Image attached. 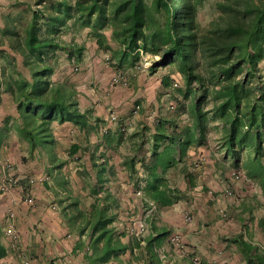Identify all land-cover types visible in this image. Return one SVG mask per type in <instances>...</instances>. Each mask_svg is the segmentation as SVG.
I'll return each mask as SVG.
<instances>
[{"label": "trees", "instance_id": "16d2710c", "mask_svg": "<svg viewBox=\"0 0 264 264\" xmlns=\"http://www.w3.org/2000/svg\"><path fill=\"white\" fill-rule=\"evenodd\" d=\"M204 1L35 0L19 6L13 16H2L0 89L9 95L12 113L3 118L0 145L15 133L26 152L20 157L22 163L34 162L38 151L50 166L47 176L67 163L57 157L54 121L95 133L105 124L92 109H81L79 89L52 78L58 51L80 61L85 49L75 42L66 43L62 34L87 30L99 49L110 50L116 66L132 65L141 50L158 56L149 67L151 72L168 70L160 80L167 96L164 113H157L151 121L143 118L132 131L125 122L123 129L116 127L112 134L107 127L94 151L78 144L70 146L69 155H76L75 166L81 167L77 173L88 195L95 198L89 208H82L81 199L69 189L71 180L55 178L67 193L59 199L61 206L66 202L61 208L65 223L79 240L89 232L83 256L86 264H107L134 249L144 252L145 264H162L158 248L169 243L170 230L153 222L154 234H147L146 219L137 221L145 226L144 234H130L127 243L121 240L125 229L113 226L116 214L112 211L118 203L105 184L116 173L103 150L96 154L100 146L116 150L125 133L130 152L121 164L131 177L138 172L137 163L143 169V185L137 180L133 186L143 192L145 206L154 203L149 217L157 208L170 207L186 197L170 184L167 173L190 150L207 145L211 121L222 125L220 144L225 157L232 159V166L243 168L264 198V0H215L218 14L202 26L198 12ZM146 143L150 153L143 157L138 151ZM86 153L89 162H81ZM182 172L188 174L187 168ZM261 229L264 233V222ZM227 241L239 246L248 264H264V248L256 249L240 236Z\"/></svg>", "mask_w": 264, "mask_h": 264}, {"label": "crops", "instance_id": "0c3cea01", "mask_svg": "<svg viewBox=\"0 0 264 264\" xmlns=\"http://www.w3.org/2000/svg\"><path fill=\"white\" fill-rule=\"evenodd\" d=\"M86 108L93 109L96 115L106 121L107 117L104 116L103 110H100L99 107L97 109L95 105H91V107ZM11 111L12 109L6 113L8 114ZM3 118V116H0V127L3 124ZM140 120L143 122V119ZM108 126L110 134L116 132V127L112 128L110 125L106 127ZM136 126L137 124H134V128ZM52 129L57 157L67 161V163L60 169L61 171L55 170L54 174L50 176H47L50 166L47 160L45 161V158H43V155L37 153L38 151L34 152V162L30 164L22 163L20 157L25 155L26 152L21 147L15 133H11L0 145V151L7 150L9 157L14 160L17 166L16 173L20 177L33 176L35 178L33 193L35 203L33 206H29L22 201L21 190L18 186L13 187L10 191L0 196V264H23L17 252L11 248L10 239L3 232L5 214L11 208L15 211L17 217L20 248L29 264H86L83 256L90 240L89 232L87 231L82 235V240H79V235L65 223L61 215V208L66 205V202L61 206L59 199L67 197V193L55 183V178L58 175L71 180L69 189L81 199L80 206L82 208H89L95 198L88 195V188L83 183L73 181L75 174L71 171L73 169L78 170L81 167L74 166L76 165L74 160L76 155L71 157L69 150L72 144H78L82 147L87 146L90 152L94 151L95 147L100 145L103 137L102 135L98 136V132L80 130L69 122L59 124L54 121ZM123 136V140L116 150L100 146L96 155L103 150L109 162L114 165L115 177L109 176V181L105 185L109 187L118 203V206L112 211L116 214L113 226L118 230L125 229L126 235L121 240L127 243L131 241L129 226L137 225L138 220L132 221L131 218L129 219L126 209L131 199H133L134 204L139 200L138 196L140 195L137 196L133 185L137 180L142 182L143 169L137 163L138 172L131 177L121 164L123 158L130 151V144L126 139L127 133ZM148 147L149 145L146 143L138 153L143 157H148L150 153ZM195 151H198L197 155L200 153L199 148L190 150L186 156L187 161L195 159ZM186 157L181 162L185 167ZM84 159L89 160V153L84 154L80 161L84 162ZM185 167L182 168L183 171ZM174 169V171L167 173V176L171 177L169 182L172 186H176L181 190L186 197L170 207L157 208L156 213L151 214L150 217L148 215L154 208H150L149 203L147 204L148 206H144L143 202L139 200L140 203H137L136 207L143 211V219L149 221L146 233L154 234L150 226L153 222L159 227L165 226L166 229L170 230V233H180L188 247L199 256L200 264H248L239 246L227 241V238L240 236L244 241L256 247V249L261 250L264 248L263 244H261L263 243L260 241L261 239L256 237L259 232L264 236L261 229L264 222V198L261 196V191L259 193L257 190V193L253 187L242 183L236 184L242 194L247 197V203H241L239 207L240 200L234 199V203L229 201L221 208L216 202V198L209 197L207 199L205 197V192L203 191L206 190V187L198 186L195 179L193 183L188 182V178L185 179V177L180 175V167ZM77 177L80 178L79 175ZM224 187L225 185L222 188ZM138 191L141 192V190ZM254 195L256 198H253ZM232 199L230 198V200ZM248 202L250 203L248 204ZM256 206L257 208H255ZM217 209L225 211L226 220L221 218ZM185 210H189L191 213L192 220L190 222H185L183 219ZM256 210L258 211L255 212ZM260 212L261 217L258 215ZM158 254L162 264H194L188 257L179 256L171 252L169 243L166 241L158 248ZM136 256L139 258L137 261H135ZM107 264H145L144 252L141 249H134L133 253L127 251L117 260H112Z\"/></svg>", "mask_w": 264, "mask_h": 264}, {"label": "rangeland", "instance_id": "374dc122", "mask_svg": "<svg viewBox=\"0 0 264 264\" xmlns=\"http://www.w3.org/2000/svg\"><path fill=\"white\" fill-rule=\"evenodd\" d=\"M33 1L35 0H0V25H2V16H13L19 10V6L33 3ZM217 14L218 12L215 8V0H205L204 4L199 9L198 18L201 25L206 26L212 19L216 17ZM106 36L110 38V33L106 32ZM61 39H63L66 43L75 42L79 45H83L85 49L80 61L69 59L64 52L58 51L56 60L54 62V73L52 78L56 81H68L70 85H74V87L79 89L78 99H80L79 103L81 109L83 107H91V105H95L97 109L99 107L100 110H103V114L107 118L106 121L104 120L105 124L99 126L98 136L104 134L103 129H107V125H110V127L112 126V128L117 127L115 122L110 121V113H114L116 115L118 119L117 121L128 124L129 131H132L134 124H137L138 121H141L140 119L145 118V121H151L153 117L157 115V113L165 112V105L163 104L165 103L167 96L161 86L160 80L163 75L168 73V70L167 68H159L157 71L151 72L149 69L152 62L158 59L157 55H151L149 53L139 51L140 57L137 61H135L132 65H124L119 67L116 66L115 61L110 58V50L99 49L95 43V40L87 36V30H81L78 32L69 30L61 35ZM110 45L112 48H116L114 43H110ZM1 49L4 48L0 46V50ZM7 58H10V56H7ZM0 65L3 66V60L1 57ZM118 73L123 74L125 78L124 83L121 79L117 78ZM262 73L264 74V69H262ZM174 75L177 83H181L178 74ZM161 101H163V103H161ZM137 105L140 106V109ZM11 107L12 103L9 99V95L4 92L1 87L0 116L5 117L4 114H6V112H8ZM222 132V125L217 121H211L208 124L207 145L199 147L200 153L198 155L196 154L198 151H195V159H189L188 161L187 157L185 159V165L188 174H183V164H181V162L177 165V167H180L181 169L180 175L185 177V179L186 177L189 179L188 182L193 183V180L195 179L198 186L206 187V190L203 191L205 192V197L207 199H209V197L214 199L216 198L215 200L221 208L229 201L233 203L235 202L234 199L230 200L229 197H226L222 190L223 185H231L236 196L238 197L237 199H240V207L241 203H247V197L242 194L240 189L237 188L236 184L242 183L246 186L253 187L255 191L257 192L258 190L259 193L260 190L257 189L256 185L253 183L250 184L251 182L249 178L247 181L243 182L232 180L231 173L233 171L240 170L244 173L245 171L241 167L232 166V159L230 157H225V150L220 144ZM6 153L7 150H4L3 154L0 153V160L3 162H10L14 168V178L20 179L19 182H17L13 187L18 186L21 190L20 185L22 186V184H24L25 178H33L34 182L32 184V192L34 193L35 178L33 176H27L25 178L20 177L19 174L16 173L17 166L14 160L9 157L8 153ZM86 157L88 158L87 155ZM84 160L87 163L89 162L87 159ZM195 161L199 162V167L195 170H191ZM0 169L2 173L0 181H2L5 178V173L2 171L1 165ZM71 172L75 174L73 181L83 183L82 178H78V175H76L78 174L77 170L73 169ZM140 183L142 184L143 181ZM220 185L222 186L220 187ZM142 195V191L140 194H137L140 201L143 200ZM140 201L138 200L136 204L140 203ZM142 202L145 206L144 201ZM249 203L250 202H248V204ZM136 204H134L133 199H131L126 209V211H128L127 215H129L130 212L132 221L137 219L143 222V211L139 210L136 207ZM255 208H257V206ZM8 210L13 209L11 208ZM217 211L219 214V209H217ZM257 211L258 210L255 212ZM258 215L261 217V212L258 213ZM221 218L226 220V217L221 216ZM4 222H6V214ZM4 226L5 223L3 225V232ZM256 237L261 239L260 241L263 242L261 244L264 246V236L262 233L259 232Z\"/></svg>", "mask_w": 264, "mask_h": 264}, {"label": "built area", "instance_id": "2783aa9c", "mask_svg": "<svg viewBox=\"0 0 264 264\" xmlns=\"http://www.w3.org/2000/svg\"><path fill=\"white\" fill-rule=\"evenodd\" d=\"M117 78L121 79L124 83L125 78L122 73H118ZM109 119L110 121L115 122L119 129L124 128L125 124L120 123V121H117L118 119L114 113H110ZM106 130L107 129L104 128L103 132L105 133ZM0 165L2 167V171L5 173L4 180L0 181V196H2L6 192H8L17 182H19L20 179L14 178L13 176L14 168L12 167L10 162H3L0 160ZM198 167H199V162L195 161L193 163V167L191 168V170H195ZM231 177L233 181L243 182L248 180L246 174L240 170L233 171L231 173ZM33 182H34L33 178H25L24 184H22V186L20 185L22 191V201L29 206H33L35 203L34 195L32 192ZM223 192L226 197L233 198L235 200H240L237 199L238 197L236 196L233 187L229 184L225 185V187L223 188ZM137 194H140V191H137ZM149 204H150V208L151 207L154 208L153 202H150ZM219 214L223 217L226 216L224 210H220ZM183 219L185 222H190L192 220V216L189 210H185L183 212ZM144 232H145V226L142 223L129 226V234L140 236L143 235ZM4 234L10 239L11 248L17 252V255L23 260V263L29 264L28 260L25 258L20 248V236L16 222V214L14 210H7L6 212ZM169 245L171 252L179 256L188 257L194 264H200L199 256L193 250H191L190 247H188V245L185 243L180 233L178 232L171 233V235L169 236Z\"/></svg>", "mask_w": 264, "mask_h": 264}]
</instances>
